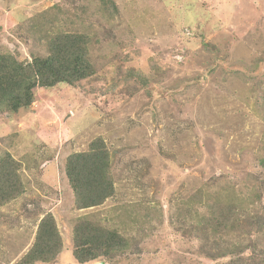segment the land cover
Wrapping results in <instances>:
<instances>
[{"label": "rangeland", "instance_id": "obj_1", "mask_svg": "<svg viewBox=\"0 0 264 264\" xmlns=\"http://www.w3.org/2000/svg\"><path fill=\"white\" fill-rule=\"evenodd\" d=\"M115 2L110 21L97 0H0V54L30 62L45 34L77 31L95 69L0 113V157L22 188L0 205V264L22 259L46 214L62 249L34 264H80L83 216L128 240L111 263L85 264H264V0ZM97 138L114 194L77 210L65 162Z\"/></svg>", "mask_w": 264, "mask_h": 264}, {"label": "trees", "instance_id": "obj_2", "mask_svg": "<svg viewBox=\"0 0 264 264\" xmlns=\"http://www.w3.org/2000/svg\"><path fill=\"white\" fill-rule=\"evenodd\" d=\"M103 10L110 11V21L117 13L115 0H97ZM45 54L32 56L30 62L18 61L11 54H0V113L17 112L34 102V90L51 89L58 84L73 88L95 73L89 58L90 37L72 31L65 34H45ZM264 89V88H263ZM262 111L264 114V90ZM17 163L9 155L0 157V205L21 194L16 176ZM65 176L77 210L95 208L114 194L110 156L102 139L92 140L85 152L69 155L65 162ZM218 213L220 207L217 209ZM221 212V211H220ZM217 212L212 218L219 217ZM223 222L236 218L234 207L220 214ZM233 229L232 225L229 227ZM222 232V231H221ZM72 257L80 264L97 259L112 262L126 252L128 240L113 229L104 228L89 216L78 218L72 229ZM62 249L55 220L51 214L43 216L37 225L33 244L17 264L48 263Z\"/></svg>", "mask_w": 264, "mask_h": 264}]
</instances>
